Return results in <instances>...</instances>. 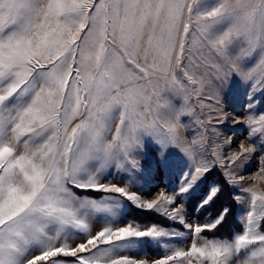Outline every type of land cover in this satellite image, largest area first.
Wrapping results in <instances>:
<instances>
[{
	"label": "rangeland",
	"instance_id": "1",
	"mask_svg": "<svg viewBox=\"0 0 264 264\" xmlns=\"http://www.w3.org/2000/svg\"><path fill=\"white\" fill-rule=\"evenodd\" d=\"M112 12L0 0V264H264V0H191L169 57Z\"/></svg>",
	"mask_w": 264,
	"mask_h": 264
},
{
	"label": "crops",
	"instance_id": "2",
	"mask_svg": "<svg viewBox=\"0 0 264 264\" xmlns=\"http://www.w3.org/2000/svg\"><path fill=\"white\" fill-rule=\"evenodd\" d=\"M97 8L116 11L115 14H109L114 21V42L119 45L124 51L125 57L130 56L144 57L146 51L154 50L153 46L145 44L154 39L164 41V44L158 46L159 51L164 52L167 49L170 51L174 43L177 41L176 32L172 29H166L167 26L183 25L185 22L186 11L191 0H88ZM110 18V17H109ZM111 20V18H110ZM165 28V30L162 29ZM165 33V34H161ZM181 33V31H180ZM160 34L162 37H160ZM174 34V35H173ZM150 37V38H147ZM152 37V38H151ZM151 39V40H149ZM106 41H108L106 39ZM155 41V40H154ZM166 42H170L165 44ZM173 43V44H172ZM151 50V51H152ZM174 54V53H173ZM154 55V53H153ZM159 56V55H158ZM163 55L160 54L159 57ZM173 56V55H172ZM175 56V55H174ZM93 85L95 87H93ZM100 84H91V89H97ZM25 238L28 243V234L25 233ZM54 233L47 236L48 242L44 243L43 249L59 251L61 256H71V253L78 249H83V241H90L88 237H80L77 239L74 236L68 237L55 244ZM82 241V242H81ZM59 255V256H60ZM28 264V257L26 258Z\"/></svg>",
	"mask_w": 264,
	"mask_h": 264
},
{
	"label": "trees",
	"instance_id": "3",
	"mask_svg": "<svg viewBox=\"0 0 264 264\" xmlns=\"http://www.w3.org/2000/svg\"><path fill=\"white\" fill-rule=\"evenodd\" d=\"M219 200V199H218Z\"/></svg>",
	"mask_w": 264,
	"mask_h": 264
}]
</instances>
